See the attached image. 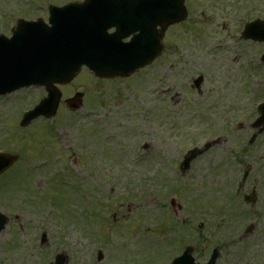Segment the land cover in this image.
I'll use <instances>...</instances> for the list:
<instances>
[{"label": "rangeland", "instance_id": "374dc122", "mask_svg": "<svg viewBox=\"0 0 264 264\" xmlns=\"http://www.w3.org/2000/svg\"><path fill=\"white\" fill-rule=\"evenodd\" d=\"M22 2L0 0V13ZM186 4L189 17L168 30L157 62L126 79L83 69L60 88L54 119L19 126L43 87L0 98V150L20 155L0 178V212L10 219L0 264H50L58 254L69 264H166L184 242L199 264L216 248L217 264H264V134L248 144L264 102V43L241 37L246 23L264 20V0ZM0 33L9 27L0 23ZM77 92L84 106L72 112L64 100ZM217 139L182 174L184 153ZM254 190L258 201L247 205ZM162 212L170 214L161 228ZM163 251L171 254L157 259Z\"/></svg>", "mask_w": 264, "mask_h": 264}, {"label": "water", "instance_id": "95a60500", "mask_svg": "<svg viewBox=\"0 0 264 264\" xmlns=\"http://www.w3.org/2000/svg\"><path fill=\"white\" fill-rule=\"evenodd\" d=\"M101 1L105 8L111 2L110 0L95 2ZM121 1L114 0L110 9L113 11L119 8ZM143 6L145 11H149L152 22L135 25L131 32L139 30L140 34L130 43H123V39L130 35L126 31L131 29L127 23H116L118 33L108 34L107 31L115 25L112 19L116 15L113 13L108 15V21L102 17L101 22L98 20L95 24L82 25V22L78 21V26L69 24L66 30L58 27L48 30L41 36L31 35L38 31L30 30L31 34L25 32L26 36H19L16 33L10 40L0 37V96L31 85L45 86L49 93L39 106L25 115L21 126L27 127L39 116L54 117L61 99V93L54 84H69L84 65L100 78L129 77L159 57L163 50L162 40L166 30L169 26L184 21L188 12L184 0H143ZM127 8L124 7L126 10ZM158 27L160 29H157ZM76 28L87 32V36L79 35ZM243 37L264 42V22L255 21L248 24ZM61 42L63 46H60ZM82 98L83 94L78 93L74 98L67 100L68 108L80 109ZM254 127L258 129V133L253 140L264 132V104L260 106V117ZM192 158L191 156L186 161L187 168ZM17 160L18 156L0 154V174ZM247 175L248 173L245 174V178ZM247 200L254 199L249 197ZM7 222V218L0 214V232ZM216 258L217 252L209 264H215ZM65 263L66 260L58 256L55 264ZM174 264H194V260L189 254H185Z\"/></svg>", "mask_w": 264, "mask_h": 264}, {"label": "flooded vegetation", "instance_id": "af4514ba", "mask_svg": "<svg viewBox=\"0 0 264 264\" xmlns=\"http://www.w3.org/2000/svg\"><path fill=\"white\" fill-rule=\"evenodd\" d=\"M86 0H25V2L15 7H5L14 11H2L0 18L6 25H15L19 20L36 21L42 20L48 22L50 15V7L52 5L63 6L70 3H83ZM149 146L145 145L143 150H148ZM180 167V165H179ZM46 242V237H45Z\"/></svg>", "mask_w": 264, "mask_h": 264}]
</instances>
